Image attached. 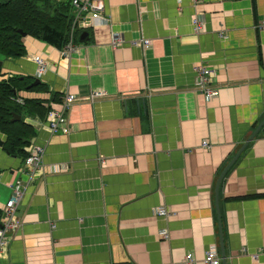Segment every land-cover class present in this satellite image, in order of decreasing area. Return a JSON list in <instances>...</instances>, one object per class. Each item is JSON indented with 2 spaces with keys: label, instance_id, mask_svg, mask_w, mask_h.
<instances>
[{
  "label": "crops",
  "instance_id": "obj_1",
  "mask_svg": "<svg viewBox=\"0 0 264 264\" xmlns=\"http://www.w3.org/2000/svg\"><path fill=\"white\" fill-rule=\"evenodd\" d=\"M101 1L108 20L76 31L69 57L26 35L25 55L1 59L2 78L34 77L32 57L45 59L47 90L18 95L49 109L66 93L107 96L73 102L69 133L34 126L42 167L0 264H182L187 252L206 264L212 244L219 264H264V124L248 140L264 119V0ZM143 38L148 46L132 43ZM196 64L212 69L216 96L199 90ZM22 165L0 145V210L8 183L27 179ZM159 205L167 217L154 214Z\"/></svg>",
  "mask_w": 264,
  "mask_h": 264
},
{
  "label": "trees",
  "instance_id": "obj_2",
  "mask_svg": "<svg viewBox=\"0 0 264 264\" xmlns=\"http://www.w3.org/2000/svg\"><path fill=\"white\" fill-rule=\"evenodd\" d=\"M70 11V0H0V61L25 55L26 35L62 48L68 39ZM33 80L34 77L19 75L2 78L0 62V133L5 135L2 148L22 158L27 155L24 147L37 132L26 117L43 120L49 110L45 99L31 97L23 98L22 103L15 101L20 91L47 90L41 82L31 86ZM13 113L19 114L20 119L11 121Z\"/></svg>",
  "mask_w": 264,
  "mask_h": 264
},
{
  "label": "built area",
  "instance_id": "obj_3",
  "mask_svg": "<svg viewBox=\"0 0 264 264\" xmlns=\"http://www.w3.org/2000/svg\"><path fill=\"white\" fill-rule=\"evenodd\" d=\"M200 0H192L193 5ZM71 4V17L70 26L68 31V39L65 45L61 48V55L65 58L69 57L71 52L75 50L74 36L76 31L95 25V21L100 19L106 22L108 18L102 15L103 3L101 0H70ZM193 31L200 33L203 30V21L197 16L191 17ZM258 28H264V21H260L257 24ZM149 39L143 38L138 41L135 40L132 43L141 44L142 47L149 45ZM123 37L119 34H112L111 44L116 47L123 44ZM32 60L36 63L35 77H41L47 69V63L44 58L40 56L32 57ZM196 71V84L199 90L204 94L206 98H212L217 95V89L211 88L207 84L212 81L213 71L210 67L196 64L194 66ZM107 93L101 88H91L87 95L78 96L76 94L66 93L62 100V108L60 110L50 109L45 118L38 122L36 125L42 128H46L49 133H69L71 125L69 124L67 114L65 111L70 108L71 104L78 100L94 101L98 98H104ZM15 101L22 102V99L17 97ZM35 124V123H33ZM201 147L209 148L210 143L206 140L201 141ZM27 155L23 159V165L20 170L27 175V179H16L8 185L12 189V194L1 208L0 217V252L5 249L12 237V235L20 228L22 221L17 214V208L20 204L24 190L31 185L33 180L37 177L42 167V157L44 152V146L38 144L34 138L30 139V142L24 147ZM60 165L53 164L51 166L52 171H59ZM170 210L164 205H159L154 209V214L167 217ZM159 235L163 238L168 236V230L166 228L160 229ZM203 261L206 264H219L220 257L217 253L215 244L209 245L205 251ZM194 258L191 252L185 254L182 264H193Z\"/></svg>",
  "mask_w": 264,
  "mask_h": 264
},
{
  "label": "water",
  "instance_id": "obj_4",
  "mask_svg": "<svg viewBox=\"0 0 264 264\" xmlns=\"http://www.w3.org/2000/svg\"><path fill=\"white\" fill-rule=\"evenodd\" d=\"M87 34H88L87 31H83V32L81 33L80 37L87 36ZM0 62H1V61H0ZM39 83H40V79L35 78V79L32 81L31 86H34V85L39 84ZM20 117H21V116H20L19 114L13 113V114H12V117H11V121L19 120ZM263 124H264V119H263V120L257 125V127L254 129V131L250 134V136L248 137V140H252V138L255 136V134L258 132V130L261 128V126H262ZM2 142H3V141H0V145H2ZM244 144H246V143H244ZM229 165H230V162H228V163L226 164V166L223 168V170L221 171V173H220V175H219V177H218V180H217V187L219 186V183H220V181H221V179H222L224 173H225L226 170L228 169ZM217 187H216V189H217ZM216 211H217V214H218V221H219L220 218H219V213H218V208H217V206H216ZM219 224H220V221H219ZM219 227H220V225H219Z\"/></svg>",
  "mask_w": 264,
  "mask_h": 264
}]
</instances>
